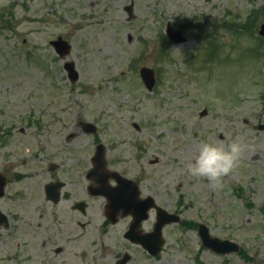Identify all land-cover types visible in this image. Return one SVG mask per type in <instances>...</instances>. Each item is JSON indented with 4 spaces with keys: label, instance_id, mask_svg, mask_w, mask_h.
I'll use <instances>...</instances> for the list:
<instances>
[{
    "label": "rangeland",
    "instance_id": "374dc122",
    "mask_svg": "<svg viewBox=\"0 0 264 264\" xmlns=\"http://www.w3.org/2000/svg\"><path fill=\"white\" fill-rule=\"evenodd\" d=\"M168 23L188 40L170 43ZM263 23L264 0H0V171L15 181L10 192L19 201L10 206H25L41 225L37 238L26 237V264H38L37 243L47 250L43 264L51 257L115 264L124 251L134 255L129 264H264ZM59 36L73 47L64 60L50 44ZM65 61L75 63L78 82ZM142 67L156 70L153 90L142 83ZM82 122L97 132L85 133ZM236 138L246 150L222 189L187 174L201 141L226 146ZM97 142L109 170L142 179L160 206L238 242L241 253L217 255L203 247L198 227L172 225L152 257L123 238L128 218L103 224V198L86 199V216L73 210L88 197L85 173ZM52 163L60 166L55 173ZM55 177L71 184L57 206L42 195ZM68 216L72 222L60 226ZM72 227L75 241L66 245ZM58 246L66 251L49 252Z\"/></svg>",
    "mask_w": 264,
    "mask_h": 264
},
{
    "label": "flooded vegetation",
    "instance_id": "af4514ba",
    "mask_svg": "<svg viewBox=\"0 0 264 264\" xmlns=\"http://www.w3.org/2000/svg\"><path fill=\"white\" fill-rule=\"evenodd\" d=\"M61 60H64L63 58H60ZM85 133L89 134V129L88 128H83ZM10 134V133H9ZM74 136V134H73ZM109 161V160H108ZM158 161V160H157ZM91 162V159H90ZM110 164V161H109ZM108 164V165H109ZM60 168V166L56 163H52L50 165V171L52 173H55L56 171H58ZM90 167L87 168L86 173H85V178L87 181H89V184L87 185V194L88 197L79 200L76 204L74 203L72 205V209L75 210L76 212H78L81 216H86L89 210V206L88 209L86 210V212H81L79 208H77L78 204L80 202L85 201L88 198H92L91 194H90V189L92 187V181L90 180ZM113 172H117L121 177L123 178H127L130 181H133L135 183V187L138 189L139 191V197L141 200L143 201H147L150 202L149 198H153L156 201V198L154 197V194L152 191H147L143 186H142V179L139 178H133L130 177L128 174H126L125 172H120L117 170H113L110 169ZM3 177L6 179V186L3 185L2 182H0V186H4V194L3 196L0 198V212H1V217H0V264L3 262L5 264H26V262H28L27 260V256L25 254V246L27 244V240L26 237L27 236H31V237H35L37 238L40 234V228L41 225L40 224H36V222H33L32 220H29V218H27L24 215V211H25V206L18 204L16 206V208L11 207V203H15V201L10 202L9 200H13V198L17 197L16 195H11V186L12 184L15 182L12 180V177L9 176V170H5V172H2ZM20 178L22 177L21 175L19 176ZM16 177V178H19ZM49 183H60L61 184V194L60 197H58L56 200H58V202H55V200H52L51 198H49L46 195L45 192V188L43 186V198L45 199L46 202L51 203L53 206H57L62 204L63 202L67 201L66 198V193L65 192L67 189L71 188V184L68 183V181H65L59 177H55L53 178ZM110 186H114V187H119L122 190H127V186L125 185V183L121 180H110L109 181ZM104 199V208L107 207L108 205V201ZM18 200V197L15 199ZM157 202V201H156ZM142 208H144L142 206ZM128 218L130 221L128 222V225L126 226V230L128 229V226H130V224L133 221V217L132 216H128L126 217ZM66 219H68V221L72 222V218L70 216H68L67 218H64L62 220V222H60L58 220V224L60 226L64 225V222ZM123 219L118 218L117 223L118 224L122 221ZM105 222L107 224V226L110 225H115V224H111V222L105 218ZM78 226L84 227L85 224L78 222L77 223ZM154 225V221L151 222V219H149L145 224H144V229L146 231H149L150 229L153 228ZM51 229H54L55 232H57L56 230V224L53 222L52 223ZM151 227V228H150ZM125 230V231H126ZM73 227L69 230V232L66 234V240L65 243L67 245L68 242H73L75 240H72V235H73ZM48 233V232H47ZM48 235L53 238V235H51V233H48ZM63 235H65L63 233ZM80 235V234H79ZM45 246V244H44ZM38 248L41 249V246L39 243H37V248L35 249L37 252L34 254V258L37 260L36 262L39 264H43V262H45L48 258L47 257H43V255L47 254V250H42L41 256L40 253L38 252ZM44 251V253H43ZM66 251L65 247L63 246H58L56 248L52 250H49V252H53L56 253L57 256L63 254ZM5 253L8 256H5ZM83 254H86L85 252H83ZM46 258V260H45ZM54 257H51L47 264H53L52 260ZM92 258V257H91ZM9 261H14L13 263L9 262Z\"/></svg>",
    "mask_w": 264,
    "mask_h": 264
},
{
    "label": "water",
    "instance_id": "95a60500",
    "mask_svg": "<svg viewBox=\"0 0 264 264\" xmlns=\"http://www.w3.org/2000/svg\"><path fill=\"white\" fill-rule=\"evenodd\" d=\"M127 10L130 12L132 15V7H127ZM260 34L264 36V25L261 27V32ZM168 36L175 42H182L185 39L182 38V33L181 32H176L172 29V26L170 25L168 28ZM64 45L62 42H56L55 45ZM69 50V48H68ZM67 50V51H68ZM68 71L70 72L71 75H74V80L78 79V74L74 72V68L71 65L67 66ZM142 77L148 88H152L155 83V72L150 69H143L141 71ZM105 151H104V146L100 145L97 149V154L96 157L94 158V164H95V170L93 171L92 174L98 175V171L101 167L105 166ZM108 177H114L117 180H119L118 175H110L108 174ZM115 190V189H114ZM2 193V192H1ZM95 194H102L104 193L107 195V197L110 199V206H115L117 204H121V200H116L114 198V195L116 193L112 192L111 190H104V191H97L94 192ZM146 210V209H145ZM158 222L156 225V229L154 233L147 235L146 237H136L134 241L142 244L145 248H148L154 255L158 254L161 250V247L164 244V241L162 239V231L163 227L171 222H178L179 218L174 216V215H165L162 209L158 210ZM163 213V214H162ZM141 219H138L137 223L133 226V229H137L138 226H140ZM200 236L202 237V240L204 242V245L207 248H210L211 250L215 251L216 253L219 254H229L232 252H237L239 250V246L236 243H233L231 241H225L221 240L219 238H213L211 237L209 230L206 226L202 225L200 226Z\"/></svg>",
    "mask_w": 264,
    "mask_h": 264
},
{
    "label": "clouds",
    "instance_id": "9594fccd",
    "mask_svg": "<svg viewBox=\"0 0 264 264\" xmlns=\"http://www.w3.org/2000/svg\"><path fill=\"white\" fill-rule=\"evenodd\" d=\"M223 142L201 141L196 154L187 164L190 177L206 180L211 191L222 189L225 177L233 174L240 166L246 145L236 138L226 146Z\"/></svg>",
    "mask_w": 264,
    "mask_h": 264
}]
</instances>
